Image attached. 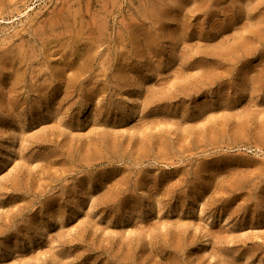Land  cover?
Returning a JSON list of instances; mask_svg holds the SVG:
<instances>
[{"label":"rangeland","instance_id":"obj_1","mask_svg":"<svg viewBox=\"0 0 264 264\" xmlns=\"http://www.w3.org/2000/svg\"><path fill=\"white\" fill-rule=\"evenodd\" d=\"M0 264H264V0H0Z\"/></svg>","mask_w":264,"mask_h":264}]
</instances>
